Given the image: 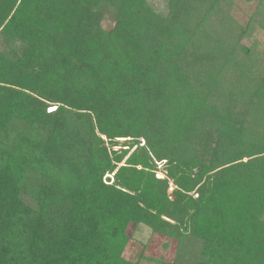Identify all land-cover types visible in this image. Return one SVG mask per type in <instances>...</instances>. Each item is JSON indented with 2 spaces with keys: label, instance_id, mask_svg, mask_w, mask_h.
Listing matches in <instances>:
<instances>
[{
  "label": "trees",
  "instance_id": "1",
  "mask_svg": "<svg viewBox=\"0 0 264 264\" xmlns=\"http://www.w3.org/2000/svg\"><path fill=\"white\" fill-rule=\"evenodd\" d=\"M172 2L0 0V264H135L140 223L173 264H264V62L225 0Z\"/></svg>",
  "mask_w": 264,
  "mask_h": 264
},
{
  "label": "rangeland",
  "instance_id": "2",
  "mask_svg": "<svg viewBox=\"0 0 264 264\" xmlns=\"http://www.w3.org/2000/svg\"><path fill=\"white\" fill-rule=\"evenodd\" d=\"M148 6L153 10V12L156 15L159 16H167L170 17V5H175L172 0H145ZM180 2H188L187 9L189 10V16L187 18L189 19V24L192 22H195L197 14H200L202 11V0H178L177 3ZM262 3H259V0H225V6L226 9H228V16L229 19L225 21L226 25L231 24L232 27H234L236 24L241 25V27H246V34L245 39L242 40L245 46H248L251 50L250 59L252 60L251 63H246L244 65V69L251 68L249 66H252L255 64L257 60H261L260 62H264V0H261ZM114 8L113 5H110V10L112 11ZM224 8V7H223ZM186 9V6H185ZM111 12H105L102 19H101V26L105 29H111L115 21L113 20V17H111ZM180 18H182V13L180 12ZM225 14V13H223ZM223 16V15H222ZM220 23V21H219ZM248 24V25H247ZM134 26V24L130 27V29ZM215 26V25H214ZM136 27V25H135ZM142 31H145V29H142ZM204 31L203 33H205ZM211 30H208V33H210ZM163 41V40H162ZM249 59V60H250ZM243 67V66H241ZM239 67V68H241ZM240 69L237 70L239 72ZM236 72V73H237ZM233 76H230V79L232 80ZM52 110L53 107L47 108V110ZM124 139V138H123ZM140 143L143 144V139L140 138ZM122 142V141H120ZM122 144V143H121ZM118 148V146L114 147ZM123 148H127L126 146H123ZM134 149V146H132L128 152V154ZM128 154L123 158L120 164L124 163L126 157ZM30 155V154H29ZM30 160H34L33 154ZM40 165V159L38 160L37 168L35 171H32L33 169L30 168V172L28 173V179L24 180V192L22 193V199L24 201V205H31L35 206V201H33V192L35 188L34 184H32L33 179L32 178H38L39 174L37 173V170L39 169ZM46 167H48V164H44ZM160 165H158L159 168ZM51 168V167H50ZM55 168L53 167V170ZM163 170H158L156 172L157 176L163 175ZM25 175V173H24ZM108 175V174H107ZM105 177V176H104ZM103 177V178H104ZM111 180L109 181V183ZM174 188V185L172 183H169L167 187V192L170 193L172 189ZM193 197H196V193L194 191L191 192ZM32 198V199H31ZM53 206V204H52ZM51 213L54 211L51 209ZM165 220H168L167 218H164ZM173 222V221H169ZM125 235L127 237V241L122 249L121 255L124 259L131 263L135 264H173L176 260V246H177V240L172 237H168L162 233L154 232L152 229H150L149 226L145 224H138L133 225L129 224ZM183 245L182 248H186L188 246V249L190 250L192 248V245L189 244Z\"/></svg>",
  "mask_w": 264,
  "mask_h": 264
},
{
  "label": "snow or ice",
  "instance_id": "3",
  "mask_svg": "<svg viewBox=\"0 0 264 264\" xmlns=\"http://www.w3.org/2000/svg\"><path fill=\"white\" fill-rule=\"evenodd\" d=\"M50 111H51V109H50Z\"/></svg>",
  "mask_w": 264,
  "mask_h": 264
},
{
  "label": "built area",
  "instance_id": "4",
  "mask_svg": "<svg viewBox=\"0 0 264 264\" xmlns=\"http://www.w3.org/2000/svg\"><path fill=\"white\" fill-rule=\"evenodd\" d=\"M143 141V140H142Z\"/></svg>",
  "mask_w": 264,
  "mask_h": 264
}]
</instances>
